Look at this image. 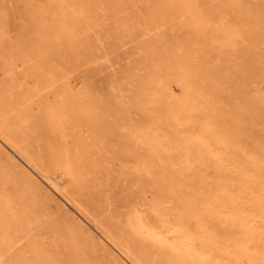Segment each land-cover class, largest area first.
Wrapping results in <instances>:
<instances>
[{
    "label": "bare ground",
    "instance_id": "obj_1",
    "mask_svg": "<svg viewBox=\"0 0 264 264\" xmlns=\"http://www.w3.org/2000/svg\"><path fill=\"white\" fill-rule=\"evenodd\" d=\"M4 1L0 0V23ZM114 1L106 7L99 0L37 3L38 32L49 39L37 41L32 52L13 47L0 55L3 72L10 77L0 87V140L24 161L33 190L57 193L66 202L70 189L91 188L98 168L113 159V150L132 157V172L149 180L154 200L145 209L130 200L125 214L104 225L97 242L108 264H264V146L253 142L245 147L238 132L250 114L259 111L264 97L236 92L239 88L234 87V95L242 100L234 107L225 101L227 112L208 101L216 104L222 99L223 78L214 68L220 67L224 77L227 53L243 55L251 45L264 42V0H155L142 14L139 33L170 26L176 19L184 35L188 36L186 29L192 32V49L183 37L147 53L141 62L144 75L130 80L129 100L116 106L122 115L112 114L110 123L104 117L105 103L92 100L84 90L73 91L69 84V90L41 108L34 100L36 92L60 78L46 56L50 42L57 41L59 47L95 26L90 13L97 8L106 12L111 6L122 12L136 0L119 5ZM129 18L117 19L116 28L129 29ZM23 67L29 69L20 72ZM30 76L35 77L33 88L26 79ZM261 78L264 81V71ZM173 84L182 89L180 95L173 94ZM243 84L246 89L248 82ZM198 85L204 88L200 94ZM123 87L116 84L114 92L124 94ZM35 104L40 114L34 113ZM130 107L139 120L129 115ZM40 120L48 131L45 144L39 136ZM82 131L94 137L85 140ZM34 141L38 150L48 151L52 171L45 168L40 151L28 149ZM209 167L213 176L205 173ZM4 182L0 178V264H45L42 259L49 260L50 254L30 234L41 220L38 204L29 202L27 191H7ZM97 185L100 190L101 182ZM53 231L60 237L57 229ZM76 238L73 234L58 239L61 248L76 253L67 264L85 260L77 253L87 252V246ZM22 241L23 248L16 249ZM13 249L17 253L6 258Z\"/></svg>",
    "mask_w": 264,
    "mask_h": 264
},
{
    "label": "rangeland",
    "instance_id": "obj_2",
    "mask_svg": "<svg viewBox=\"0 0 264 264\" xmlns=\"http://www.w3.org/2000/svg\"><path fill=\"white\" fill-rule=\"evenodd\" d=\"M42 1H4L0 23V33L2 34L0 55L2 51L13 47L22 48L25 52H32L37 41L41 43L49 39L41 37L38 32L36 6L37 3H42ZM99 1L106 7L110 3L112 4L113 0ZM123 1L115 0L113 3L119 5ZM154 1L136 0L135 2H129L122 12L112 10L111 6L106 12L97 8L90 13V16H94L96 20L95 26L71 38L70 41H60L59 47H56L58 42L52 40L50 42L52 47L48 50L46 56L50 64L60 72V78L55 85L38 90L34 97L35 103L42 108L43 103L52 101L58 93H64L66 89L69 90L72 87L73 91L84 90V93L92 100L107 105L108 113L104 116L107 123L113 121L112 114L119 113L122 115V112L115 110V108H117V105H124L128 102V88L131 87L129 85L130 80L137 77V75H144L145 69L142 67L141 62H143V57L147 53L153 54L156 45L174 38L182 41L183 37L187 38L188 42L186 44H189L191 49L195 43L191 31L186 29L188 31L187 36L183 34L185 30L178 29L176 19L173 20L170 26H161L143 34L139 33L142 14L152 7ZM256 1L252 0V2ZM123 16L130 17L128 23L131 26L127 30H119L115 26V21ZM124 18L127 19V17ZM241 43L244 44V41L242 40ZM241 43L238 44L241 45ZM250 50L248 52L242 50L246 55L245 53L243 55L227 53L228 59L222 62L226 72L224 77L219 72L220 67L215 66L214 71L220 75L221 79L223 78L224 84V87L221 86L222 99L220 102L217 101L215 104V101L208 99L215 108L218 106L220 110L226 111L224 109L226 106L225 101L234 107L242 100V98L238 100L234 95V87L239 88L236 92H248L249 96L254 93H261L264 97V81L261 78L264 71V42L251 45ZM208 58L211 61V56ZM239 58H243V60ZM18 69L22 72L28 70L29 67ZM9 78L8 73L3 72L0 61V87H4ZM26 79L33 88L35 77L30 76ZM244 81L248 82L246 89H244ZM118 83L124 85V94L114 92V87ZM67 84H69V88ZM198 87L200 86L198 85ZM202 89L204 88L200 87V90L197 88L196 94H200ZM172 92L174 95H180L182 89L173 84ZM36 104L33 105V111L40 114L41 108ZM251 104L254 105L253 99H251ZM257 106L260 105L257 104ZM129 115L137 120L140 118V116L137 117L136 111L132 107L129 108ZM249 117L252 118L248 123L246 125L242 124L238 129L241 144L247 148L253 142L264 146V104L256 114L252 116L251 113ZM37 124L39 125V136L42 138V143H44L48 139V131L41 120ZM107 125L114 126V124ZM106 130L108 132L112 131L108 128ZM81 136L85 140L94 137L92 133H85L84 131H82ZM34 142V144L28 146V149L35 153L40 151L44 157L45 168L52 171L48 151L38 150L37 141ZM0 144V178L7 181L4 182V187L11 192H15L16 189L27 191L29 202L32 204L37 203L38 207L35 210L40 211L42 214L40 215V222L33 225L30 234L36 243H41L49 252L51 258L47 261L44 258L42 259L45 264H67L74 256L73 253L76 255L73 250L69 253L68 250L61 248L58 240L67 239V235L73 236V234L77 237V240H81V244L87 246V252L77 253L85 259H77L78 262L84 261L82 264L110 263L97 242L101 231L104 232L107 223L115 222L117 215L126 213L129 209L130 200L139 202V207L143 209L154 200L152 194L155 189L151 193L152 186H150L149 180L139 173L132 172V157L121 154L116 150L111 152L113 159L110 160L109 165L98 168L95 175L97 178L90 182L91 188L82 191H76L74 188L70 189L67 194L70 202H66L57 193L52 195L33 190L29 178L22 168L25 164L20 155L13 152L1 140ZM92 154L96 156L94 152ZM25 167L29 168L28 166ZM30 171L32 170L30 169ZM205 173L207 176H213V167H209ZM99 181L102 184L100 190H98L97 185ZM59 199L66 205L62 206ZM75 215L79 216L85 223H80ZM69 228L73 229V233L68 231ZM54 229L58 230L60 237L55 236ZM24 245L25 242L22 241L21 244L16 246V249L23 248ZM16 249L8 253L6 258L13 257L17 253ZM27 256H30V254L28 253Z\"/></svg>",
    "mask_w": 264,
    "mask_h": 264
}]
</instances>
